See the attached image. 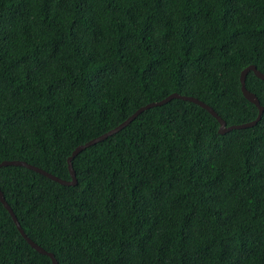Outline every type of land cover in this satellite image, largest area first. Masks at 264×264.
<instances>
[{
	"label": "trees",
	"instance_id": "obj_1",
	"mask_svg": "<svg viewBox=\"0 0 264 264\" xmlns=\"http://www.w3.org/2000/svg\"><path fill=\"white\" fill-rule=\"evenodd\" d=\"M264 0H0V163L68 181L73 150L171 94L256 119ZM263 108L219 134L171 99L72 160L62 186L0 167L24 234L57 264H264ZM0 264H51L0 203Z\"/></svg>",
	"mask_w": 264,
	"mask_h": 264
},
{
	"label": "water",
	"instance_id": "obj_2",
	"mask_svg": "<svg viewBox=\"0 0 264 264\" xmlns=\"http://www.w3.org/2000/svg\"><path fill=\"white\" fill-rule=\"evenodd\" d=\"M249 72H252L254 74L255 77H257L260 80H264V74L260 73L259 71L256 70V68L252 65L246 67L244 70H242V72L240 73L239 76V81H240V90L241 93L243 95V97L250 102L251 104H253L257 110H258V114L255 120L248 122V123H244V124H240V125H232V126H226V123L207 105H205L204 103H202L201 101L197 100L196 98H192V97H186V96H179L178 94H171L169 95L167 98H165L164 100L158 102V103H151L148 104L140 109H138L133 115H131L128 119H126L124 122H122L120 125H118L117 127H115L114 129L106 132L105 134L90 140L89 142L77 146L73 152L71 153L70 157H68L67 159V169H68V173L70 176V180L65 181V180H61L55 176H52L51 174L38 169L34 166L28 165L25 162H21V161H3L0 163V167H5V166H20V167H24L26 169H29L31 171H34L46 178H48L49 180L60 184L62 186H74L76 184V178H75V173L73 171L72 168V160L76 157V155H78L81 151H83L84 149L103 141L104 139H106L107 137L119 132L121 129H123L124 127H126L128 124H130L140 113L146 111L149 108L155 107V106H159L162 104L167 103L168 101H170L171 99H180L183 101H188L191 102L197 106H199L200 108L204 109L205 111H207L213 118H215V120L218 122L219 128H218V132L219 134L223 135L226 134L232 130H239V129H245V128H250L255 126L261 119L262 113H263V108L259 105L258 100L256 99L255 95L251 94L250 92H248L245 88V79L246 76ZM0 203L3 205V207L5 208V210L8 212V214L10 215L17 231L19 232V234L21 235V237L26 241V243L32 248L34 249L37 253L48 256L49 259L51 260V264H57L56 260L54 259L53 255L44 251L42 248H40L39 246H37L36 244H34L23 232V230L20 228L15 215L13 214L11 208L8 206V204L5 202L2 193L0 192Z\"/></svg>",
	"mask_w": 264,
	"mask_h": 264
}]
</instances>
